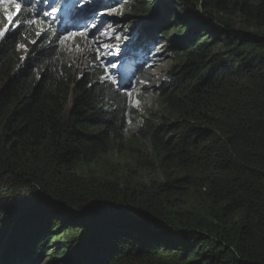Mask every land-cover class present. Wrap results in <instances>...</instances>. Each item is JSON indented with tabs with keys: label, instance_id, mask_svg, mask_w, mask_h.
Returning a JSON list of instances; mask_svg holds the SVG:
<instances>
[{
	"label": "trees",
	"instance_id": "16d2710c",
	"mask_svg": "<svg viewBox=\"0 0 264 264\" xmlns=\"http://www.w3.org/2000/svg\"><path fill=\"white\" fill-rule=\"evenodd\" d=\"M175 1L111 0L143 31L135 104L95 55L106 10L74 50L51 32L72 17L22 2L0 44V264H264V0Z\"/></svg>",
	"mask_w": 264,
	"mask_h": 264
},
{
	"label": "rangeland",
	"instance_id": "374dc122",
	"mask_svg": "<svg viewBox=\"0 0 264 264\" xmlns=\"http://www.w3.org/2000/svg\"><path fill=\"white\" fill-rule=\"evenodd\" d=\"M110 1L111 0H106L105 2V7L106 8H110ZM171 2H176L175 0H169ZM102 2V0H91V4L87 3V4H83L82 5V11L84 13H87V15L89 16H93V19L97 18L98 13H100V11L102 10V4H100ZM177 3V2H176ZM73 6V4L71 3H65V10L70 11L71 7ZM56 8V7H55ZM48 11L50 10V5L47 7ZM57 9V13H59L60 11ZM125 11L122 10H117V11H112L109 10L107 11V13L105 12L104 15H106L108 21V24L104 27H99V29H101V32L104 33L103 38H105V40L107 41H113L115 39V37L117 36L118 32L123 30H128L129 32H131L133 29L135 30V34L134 36L131 35V41L128 43V46L125 49V56L124 57H120L118 58V62L121 63L124 61L125 57H127V59L131 60L132 62H141L143 60V57H141L139 55V50L141 48V45L143 44L142 41V34L143 31L140 29L141 28V23L138 19H135L133 17H131V15ZM88 16V17H89ZM73 23H76V21H74ZM111 25V28H109L108 26ZM12 27H14L15 29H18L21 27V25H19V27H17L15 24L12 25ZM180 36L177 35V33L175 31L171 32L169 34V39L167 40V45L165 46V48H162V43H160V46H157V51L158 52H162L161 53V60H160V64L161 66L154 72V76L156 77L155 82L158 83L160 82L162 79L167 77L168 71L170 69V67L172 66L173 62L171 59V56H168V51H169V47L170 44L173 43H178L180 42ZM117 40L115 39V42L113 43V47H110L111 49H113L114 51H118V43L116 42ZM78 50V48H74V50ZM158 64V63H157ZM154 108L155 109H159L160 106L158 104L154 103ZM118 164V161L116 163V166ZM117 170V168H116ZM62 235V234H60ZM54 250L53 245L49 247V249ZM50 254H47V252H45L44 254V262L41 264H45L46 261L51 260L52 258H50ZM46 257V259H45ZM64 258V256H62L61 258H59L56 263H52V264H62V259ZM40 259V257H39Z\"/></svg>",
	"mask_w": 264,
	"mask_h": 264
},
{
	"label": "clouds",
	"instance_id": "9594fccd",
	"mask_svg": "<svg viewBox=\"0 0 264 264\" xmlns=\"http://www.w3.org/2000/svg\"><path fill=\"white\" fill-rule=\"evenodd\" d=\"M25 1H27V0H18V2H21V3L25 2ZM48 1L50 3H54L55 2V0H48ZM87 1H89V3L91 4V0H87ZM105 2H106V0H102V2L100 3V4H102V10H108V11L111 10L112 9L111 1H110V8H106L105 7ZM9 4L10 3L0 4V23H1V28H3L4 25L8 23V21L5 20V18H4L5 17L4 8L5 7L9 8ZM22 8H23V6H22ZM85 14H87V13H85ZM64 15H65V18L63 19V21H65V22H69L68 17H72V24L69 25V27H67V30L69 32H66V28L65 27L67 25H65L57 33L54 32V30H51V32H53V34H55V35L56 34L59 35V39L60 40H59L58 43H60L61 46H66L69 49H74V48L77 47L78 50H81V49L85 50L83 45H82V43H83V41H90L89 40L90 36L88 34L92 33V30H93V25H92V21L94 20L93 16H89V17L81 16V13L73 14L71 11H67V10L66 11H61L60 16H64ZM99 15H102V13L101 12L98 13L97 17ZM73 17H75V18H73ZM77 17H80V18H77ZM84 18H89V20L86 21ZM74 21H76L77 23L76 24L73 23ZM42 25L44 26V24H42ZM84 27H88V29L82 31V29ZM100 27L102 28L104 26L102 25ZM15 30L16 29L14 27H12V31H15ZM41 30L37 31V32H41L39 37L42 36L44 33L48 32L47 29L44 30V28H42ZM12 31H10V32H12ZM80 32H84L85 35H83V36H81V35L72 36L71 35L72 33H80ZM7 34H6V36H7ZM66 35L69 36V39L64 40L63 38ZM142 36H143V34H142ZM101 37L103 38V36H101ZM3 39H0V44L3 41ZM103 39L105 40V38H103ZM91 43H93V42H91ZM93 44L95 45V43H93ZM18 46H21V43H18ZM111 50H112L111 54L103 55V60L106 61V66L109 68L111 73H113V71H114L112 65L113 64L115 65V70L118 71V78L122 79L126 85L130 81L132 82L133 87L131 89V96H133V103L135 104L139 94L144 91V88L146 87L147 82L146 81H141V77L139 75L138 64H136L135 62H132L131 60L127 59V57H125L123 62H121V63L118 62V58L125 56V50H122V51H120V50L114 51L113 49H111ZM143 61H144V58H143V60L141 62H143ZM141 62H137V63H141ZM111 79L113 81L114 79H117V77H114L113 75H111ZM155 79H156V77H155ZM154 84H155V86H157V83L154 81L153 83H151L152 87H153ZM113 85L117 88L116 84L113 83ZM123 93H126V91L123 92ZM152 100H153V95L149 93L148 96H147V102H146L147 105L151 104Z\"/></svg>",
	"mask_w": 264,
	"mask_h": 264
},
{
	"label": "snow or ice",
	"instance_id": "6c2138e0",
	"mask_svg": "<svg viewBox=\"0 0 264 264\" xmlns=\"http://www.w3.org/2000/svg\"><path fill=\"white\" fill-rule=\"evenodd\" d=\"M9 2L11 4H14L15 11L14 12L11 11L8 7L4 8V12H5V17L4 18H5V20L8 21V23L5 24L3 28H0V39L6 38V34L9 33L10 31H12V25L13 24H15L17 27H19V25L21 23L18 18H19V15H20L21 11H22V3L18 2V0H0V4H7ZM43 2L47 4L48 0H43ZM107 11L108 10H106V13H107ZM112 11H114V9ZM56 12H57V9L55 7H53L50 12H48V11L44 12L43 16H46V17L47 16H51V17L55 18ZM25 23H27V24H35L36 20L25 21ZM108 27L111 28V25H109ZM40 34H41V32H37L38 36ZM71 35L72 36H76V35L83 36V35H85V33L84 32L72 33ZM103 35H104V33L101 32L100 36L92 37V39L97 44V51L95 53V55H97V58H99V50H100V48H103V49H105V50H107L109 52L111 51L110 45L108 43L103 42L100 39V37L103 36ZM63 39L67 40V39H69V36L66 35V36H64ZM115 39L116 40H120V36H116ZM31 43L35 44L36 41H31ZM21 59H24V58L22 57ZM112 67L114 69L112 75L114 77H117V79L113 80V83L117 85V89H118L119 92H125L126 91L127 95L130 97L131 96V89L133 87L132 82L130 81L126 85L122 79L118 78V71L115 70V65L114 64L112 65Z\"/></svg>",
	"mask_w": 264,
	"mask_h": 264
},
{
	"label": "bare ground",
	"instance_id": "6f19581e",
	"mask_svg": "<svg viewBox=\"0 0 264 264\" xmlns=\"http://www.w3.org/2000/svg\"><path fill=\"white\" fill-rule=\"evenodd\" d=\"M70 1H71V0H68L67 3H70ZM64 11H65V10H64ZM67 11H68V10H67ZM24 15H26V14H24ZM22 16H23V15H22ZM22 16H21V17H22ZM22 21H23V20H22ZM56 39H57V38H56ZM19 40H20V39H19ZM97 76H98V75H97ZM94 93H95V92H94ZM88 97H89V96H88ZM117 106H118V105H117Z\"/></svg>",
	"mask_w": 264,
	"mask_h": 264
}]
</instances>
